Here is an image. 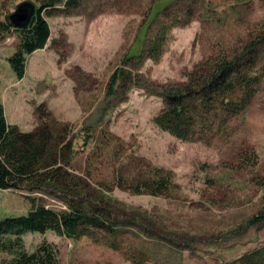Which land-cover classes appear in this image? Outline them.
I'll list each match as a JSON object with an SVG mask.
<instances>
[{
    "label": "rangeland",
    "instance_id": "obj_1",
    "mask_svg": "<svg viewBox=\"0 0 264 264\" xmlns=\"http://www.w3.org/2000/svg\"><path fill=\"white\" fill-rule=\"evenodd\" d=\"M26 1L41 4L0 0V20ZM173 1L171 9L153 19V0H80L71 12L44 13L53 38L46 49L28 56L20 80L7 60L19 45L17 33L6 35L0 40V104L8 123L23 131L36 126L39 104L47 105L58 121L70 125L76 169L85 167L83 161L97 142L106 143L100 131L109 128L114 141L102 151L105 162L94 163V174L111 187L118 162L130 158L141 159L147 170L150 164L161 166L174 176L176 187L156 196L114 185L102 199L96 183L80 187L85 209L103 211L106 219L118 221L121 250H144L147 264H226L264 243V76L247 110L230 121L226 135L209 143L183 141L160 130L153 117L162 100L137 84L109 94L108 81L119 66L159 82L185 80L184 73L211 51L212 43L234 44L237 32H252L254 25L264 23V0H205L203 5L195 0L191 16L182 6L187 0ZM208 2L217 10L212 18L207 16ZM178 16L179 22L171 23ZM159 25H171L159 61L144 57L141 64L131 57V63L122 62L124 55L135 53L131 46L139 42L141 47L142 35L148 37ZM60 75L69 82L64 89ZM82 169L77 174L84 180ZM123 169L137 171L131 165ZM30 195L40 193L0 188V221L27 214ZM42 196L53 208L67 206L49 194ZM90 200L94 208L88 206ZM22 239L28 252L43 240L54 243L61 264H132L131 254L87 236L67 238L51 229L26 232ZM0 255V260L10 257Z\"/></svg>",
    "mask_w": 264,
    "mask_h": 264
},
{
    "label": "trees",
    "instance_id": "obj_2",
    "mask_svg": "<svg viewBox=\"0 0 264 264\" xmlns=\"http://www.w3.org/2000/svg\"><path fill=\"white\" fill-rule=\"evenodd\" d=\"M194 1L187 0L182 4L187 7L186 12L189 16L194 12L192 9ZM40 2L39 5L33 2L37 9L25 27L13 26L6 15L4 20H0V40L8 34L17 33L19 45L7 59L17 79L24 76L26 59L31 52L42 49L48 43L51 30L44 13L48 16L55 10L67 13L81 5L80 0ZM173 2L153 0L150 6V19L157 17V14L166 8L171 9ZM58 3H62L63 7ZM203 3L205 0H201L200 4ZM206 5L207 16L214 17L217 10L210 6V2ZM170 15L172 19L173 16ZM179 16L175 17L173 22H169L177 24ZM257 24L254 25L252 32H249V29L242 34L237 32L235 35L238 39L234 44L231 40L229 43L225 40L212 43L211 51L193 65L191 70L184 73L187 77L185 80L159 82L149 79L150 76L119 66L108 81L109 94L114 95L118 88L122 93L128 86L137 84L146 94L162 100L160 110L153 117L154 124L160 127V130L183 141L197 140L209 143L220 138L228 133V129L230 130V121L247 110L262 84L264 23ZM169 26L171 25L164 28L159 25L148 37L143 34L144 42L141 47H137L139 42L134 43L129 51L135 53L131 56L124 55L122 62L131 63V57L136 58L141 64L144 57L153 62L159 61L164 54L166 31ZM4 110V106L0 104V188L26 190L30 194L38 192L40 195L37 197L30 195L32 208L27 214L1 219L0 254L10 257L1 259L0 264H61L54 243L43 240L31 252L24 248L22 236L26 232L44 233L51 229L58 236L67 238L87 236L96 242L102 240L113 250H121L123 245L118 240V233L121 230L118 221L108 220L103 211L87 210L82 205L81 201L85 200V197L81 195L83 193L81 188L86 183L87 187L90 183H96L99 186L97 194L102 195V199L113 190L114 185L131 189L136 194L147 192L154 196L165 194L175 186L174 176L167 169L150 164L147 170L145 162L141 159L130 158L123 161L122 165L118 162L111 187L108 181H102L94 174V163L102 165L105 162L104 157H101L104 154L102 151L110 148L111 141H114L111 139L113 135L109 128L100 131L99 138L105 139L106 143L97 142L95 151L87 156L85 162L83 161L85 167L79 165L76 169L73 162L74 141L69 137L70 125L58 121L48 110L47 105L41 103L36 108L38 120L31 131L20 130L16 125L8 123ZM113 151L114 148L110 149L108 155ZM119 155L118 150L112 158L113 161L118 160ZM130 165L137 171L130 174V171L123 169ZM81 168L84 180L77 174ZM42 194L58 198L67 204L66 208H53L43 203ZM77 196L80 197L74 200ZM88 202V206L94 205L92 200ZM260 217L264 220V213L260 214ZM121 252L131 254L132 264H147L144 250ZM226 264H264V243Z\"/></svg>",
    "mask_w": 264,
    "mask_h": 264
},
{
    "label": "water",
    "instance_id": "obj_3",
    "mask_svg": "<svg viewBox=\"0 0 264 264\" xmlns=\"http://www.w3.org/2000/svg\"><path fill=\"white\" fill-rule=\"evenodd\" d=\"M36 9V5L31 1L22 2L17 4L16 10L10 13L8 18L13 26L22 28L29 24Z\"/></svg>",
    "mask_w": 264,
    "mask_h": 264
},
{
    "label": "crops",
    "instance_id": "obj_4",
    "mask_svg": "<svg viewBox=\"0 0 264 264\" xmlns=\"http://www.w3.org/2000/svg\"><path fill=\"white\" fill-rule=\"evenodd\" d=\"M48 20V19H47ZM49 21V20H48ZM47 21V22H48ZM48 24H49V22H48ZM49 28H50V25H49ZM51 33H52V30H51ZM50 33V37H49V40H48V43L46 44V46L44 45V47L42 48V49H39V50H44V48L46 49L47 48V46H50V41H51V39L53 38V35ZM36 51H38V50H36ZM35 52V51H34ZM34 52H31V54H33ZM30 54V55H31ZM26 68V67H25ZM26 70H27V68H26ZM25 77V74H24V76L21 78V79H23ZM60 77V79H62V81H63V83H64V85H63V89H64V87H65V85H69V82L66 80V79H64L63 77H62V75H60L59 76ZM20 80V79H19Z\"/></svg>",
    "mask_w": 264,
    "mask_h": 264
}]
</instances>
